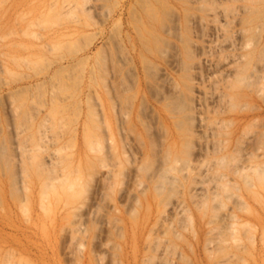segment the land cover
Returning a JSON list of instances; mask_svg holds the SVG:
<instances>
[{"label":"rangeland","instance_id":"1","mask_svg":"<svg viewBox=\"0 0 264 264\" xmlns=\"http://www.w3.org/2000/svg\"><path fill=\"white\" fill-rule=\"evenodd\" d=\"M156 1L0 0V264H264V0Z\"/></svg>","mask_w":264,"mask_h":264},{"label":"bare ground","instance_id":"2","mask_svg":"<svg viewBox=\"0 0 264 264\" xmlns=\"http://www.w3.org/2000/svg\"><path fill=\"white\" fill-rule=\"evenodd\" d=\"M140 1H141V0H140ZM142 1H143V0H142ZM145 1H146V0H145ZM147 1H148V0H147ZM154 1H156V0H154ZM157 1H158V0H157ZM157 1H156V3H157ZM245 1H248V0H245ZM254 1H255V3H256L257 0H254ZM254 1L252 0V2H254ZM248 2H250V0H249ZM257 2H258V1H257ZM142 3H143V5H145L144 2H142ZM145 3H146V2H145ZM147 3H148V2H147ZM206 3H207V1H206ZM158 4H160V2H159ZM161 4H162V3H161ZM137 5H138V4H137ZM164 5H165V4H164ZM164 5H163V6H164ZM139 6H140V4H139ZM147 6H149V5L147 4ZM147 6H146V7H147ZM159 6H160V5H159ZM241 6H242V5H241ZM217 7H218V6H217ZM223 7H224V6H223ZM223 7H221V8H222L221 11H222V10H223V11L225 10V9H223ZM226 7H227V6H226ZM226 7H225V8H226ZM232 7H233V6H231V8H232ZM245 7H246V8H249L250 6H249V7H248V6H245ZM245 7H244V8H245ZM140 8H143V9H144V7H140ZM147 8H148V7H147ZM151 8H152V7H151ZM151 8L149 9L150 11H151ZM193 8H194V6H193ZM197 8H198V7H197ZM199 8H200V5H199ZM201 8H203V7L201 6ZM206 8H207V7H206ZM206 8H205V10H206ZM208 8H209V7H208ZM208 8H207V9H208ZM246 8H245V9H246ZM143 9H142V10H143ZM169 9H170V8H169ZM213 9H214V8H213ZM213 9H212V10H213ZM216 9H217V8H216ZM219 9H220V8H219ZM232 9H233V8H232ZM241 9L243 10V8H241ZM254 9H255V8H253L252 10H250L251 12H249V14L253 13L252 11H253ZM144 10H145V9H144ZM198 10H199V9H198ZM203 10H204V8H203ZM131 11H132V10H131ZM150 11H149V12H150ZM199 11H200V10H199ZM219 11H220V10H219ZM225 11H226V10H225ZM255 11H256V9H255ZM255 11H254V12H255ZM143 12H144V11H143ZM149 12H147V13H149ZM207 12H208V11H207ZM211 12H212V11L210 10V12H208V13L212 14ZM213 12L215 13V11H213ZM228 12H229V10H228ZM228 12H227V14H228ZM144 13H146V11H145ZM144 13H143V14H144ZM147 13H146V16H147ZM164 13H166V12H164ZM222 13L224 14L225 12H222ZM229 13H232V12H229ZM166 14H167V13H166ZM203 14H204V13H203ZM205 14H207V13H205ZM220 14H221V13H220ZM257 14H260V15H261L260 12H258ZM136 15H137V14H136ZM168 15H169V14H168ZM225 15H226V14H225ZM225 15L223 16L224 18H225ZM260 15H259V16H260ZM137 16H138V15H137ZM149 16H150V15H149ZM164 16L168 17L167 15H164ZM169 16H171V15H169ZM194 16H195V15H194ZM227 16H228V15H227ZM259 16H258V19H259ZM131 17H132V15H131ZM133 17H134V14H133ZM153 17H154V16H153ZM254 17H256V16L254 15V16H253V19L251 18V22H252V20L255 19ZM151 18H152V17H151ZM168 18H169V17H168ZM196 18H197V17H196ZM201 18H202V17H201ZM133 19H134V18H132V20H133ZM154 19H155V17H154ZM154 19H153V20H154ZM193 19H195V18H193ZM256 19H257V17H256ZM256 19H255V20H256ZM135 20H136V19H135ZM169 20H170V19H169ZM169 20H168V21H169ZM249 20H250V19H249ZM255 20H254V21H255ZM161 21H162V20H161ZM202 21H203V20H202ZM153 22H154V21H153ZM159 22H160V21H159ZM196 22H197V21H196ZM226 22H227V21H226ZM137 23H139L138 20H137ZM246 23H247V22H246ZM248 23H249V22H248ZM160 24H161V26H162V25L164 24V22H163V23H160ZM160 24H159V25H160ZM169 24H170V23H169ZM196 24H197V23H196ZM199 24H200V23H198L197 26H199ZM165 25H166V24H165ZM165 25H164V26H165ZM161 26H160V27H161ZM166 26H167V25H166ZM141 27H142V26H141ZM135 28H137V27H135ZM158 28H159V27H158ZM161 28H163V27H161ZM169 28H170V27H169ZM172 28H173V27H172ZM256 28H257V27H256ZM164 29H165V28H164ZM170 29H171V28H170ZM185 29H186V28H185ZM187 29H188V28H187ZM182 30H183V29H182ZM245 30H248V29H245ZM143 31H144V29H143ZM171 31H172V30H171ZM183 31H184V30H183ZM172 32H173V31H172ZM187 32H188V31H187ZM245 32H246V31H245ZM247 32H249V31H247ZM138 34L140 35V33H138ZM167 34H169V33H167ZM252 34H253V33H252ZM114 35H115V33H114ZM147 35H148V34H147ZM169 35H170V34H169ZM178 35H179V34H178ZM254 35H255V33H254ZM254 35H253V37L255 38ZM112 37H113V36H111V38H112ZM150 37H151V36H150ZM248 37H249V36H248ZM251 37H252V35H251ZM113 38H114V37H113ZM113 38H112V40H113ZM144 38H145V37H144ZM154 38H155V37H154ZM157 38H158V36H157ZM251 39H252V38H251ZM112 40H111V41H112ZM115 40H116V38H115ZM153 40H155V39H153ZM163 40H164V39H163ZM186 40H187V44H188V43H189V42H188V38H186ZM143 41H144V40H143ZM164 41H165V40H164ZM114 42H115V41H114ZM156 42H157V41H156ZM166 42H167V40H166ZM153 43H154V42H153ZM115 44H116V43H115ZM164 44H165V43H164ZM247 44H248V43H247ZM118 45H119V44H118ZM140 45H141V44H140ZM143 46H144V45H143ZM143 46H142V47H143ZM108 47H109V46H108ZM112 47H113V46H112ZM168 47H169V44H168ZM182 47H183V45H182ZM117 48H118V47H117ZM147 48H148V47H147ZM153 48H154V47H153ZM107 49H109V48H107ZM114 49H115V48H114ZM143 49H144V48H143ZM157 49H158V48H157ZM160 49H161V48L158 49L159 52H161ZM162 49L164 50V48H162ZM183 49H185V48L183 47ZM183 49H182V50H183ZM163 50H162V51H163ZM185 50L188 51V49H185ZM145 51H146V49H145ZM183 51H184V50H183ZM187 51H186V53H187ZM108 52H110V51L108 50ZM115 52H117V50H116ZM148 52H149V49H148ZM184 52H185V51H184ZM189 52H191V51H189ZM149 53H150V52H149ZM186 53H185V57H187V56H186ZM117 54H119V53H117ZM120 54H121V53H120ZM120 54H119V55H120ZM122 54H123V53H122ZM161 54H162V53H161ZM164 54H165V53H164ZM187 54H188V53H187ZM248 54H249V53H248ZM248 54H247V55H248ZM109 55H111V54H109ZM245 55H246V54H245ZM114 56H115V54H114ZM162 56H163V54H162ZM103 57H104V56H103ZM110 57H111V56H110ZM245 57H246V56H245ZM122 58H123V57H122ZM243 58H244V55H243L242 59H243ZM98 59H99V58H98ZM110 59H112V58H110ZM143 59H144V58H143ZM143 59H142V61H143ZM185 59H186V58H185ZM103 60H105V58H104ZM248 60H249V59H248ZM100 61H102V60L100 59ZM115 61H116V59H115ZM144 61H145V59H144ZM144 61H143V62H144ZM148 62H149V61H148ZM148 62H147V63H148ZM100 63L102 64V62H100ZM114 63H115V62H114ZM120 63H121V62H120ZM120 63H119V64H120ZM124 63H125V61H124ZM124 63H123V64H124ZM145 63H146V62H145ZM184 64H185V63H184ZM102 65H103V64H102ZM104 65H106L105 62H104ZM114 66H115V65H114ZM116 66H118V63L116 64ZM180 66H181V65H180ZM180 66H179V67H180ZM185 66H186V70H187V65L185 64ZM244 66H245V65H243V67H244ZM105 67H106V66H105ZM145 67L147 68V65H146V64H145ZM154 67H155V66H154ZM101 68H102V67H101ZM113 68H114V67H113ZM113 68H112V69H113ZM115 68H116V67H115ZM149 68H151V67H149ZM183 68H185V67H182V69H183ZM126 69H127V68H126ZM128 69H129V68H128ZM128 69H127V70H128ZM241 69H242V67L240 68V70H241ZM245 69H246V68H245ZM99 70H100V69H99ZM102 70H103V69H102ZM102 70H101V71H102ZM109 70H110V68H109ZM113 70H114V69H113ZM117 70H119V69L117 68ZM146 70H147V69H146ZM151 70H153V69H151ZM243 70H244V68H243L241 71H243ZM125 71H126V70H125ZM144 71H145V69H144ZM183 71H184V70H183ZM238 71H239V70H238ZM241 71H240V72H241ZM106 72H107V70H106ZM127 72H128V71H127ZM131 72H133V71H131ZM250 72H251V71H250ZM110 73H111V72H110ZM148 73H149V71H148ZM242 73H243V72H242ZM105 74H106V73H105ZM125 74H126V72H125ZM152 74H153V73H152ZM102 75H103V72H102ZM234 75H235V74H234ZM236 75H237V74H236ZM245 75L247 76V74H245ZM132 76H133V73H132ZM132 76H131V77H132ZM148 76H149V75H148ZM151 76H152V75H151ZM243 76H244V75H243ZM243 76H242V79L245 77V76H244V77H243ZM249 76H250V75H249ZM123 77H124V76H123ZM125 77H126V75H125ZM129 77H130V76H129ZM131 77H130V78H131ZM132 78H133V77H132ZM132 78H131V79H132ZM185 78H186V76H185ZM249 78H250V77H249ZM121 79H122V78H121ZM186 79H187V78H186ZM242 79H240L241 82H242ZM124 80H125V78H124ZM237 80H238V79H237ZM245 80H246V79H245ZM247 80H248V79H247ZM247 80H246V82H248ZM243 81H244V79H243ZM250 81H251V80H250ZM250 81H249L248 83H250ZM121 82H123V81H121ZM125 83H126V82H125ZM125 83H123V84H125ZM153 83H154V82H153ZM155 83H156V82H155ZM242 83H243V82H242ZM121 84H122V83H121ZM158 84H159V83H158ZM184 84H185V83H184ZM239 84H240V82H239ZM244 84H245V83H244ZM160 85H161V84H160ZM186 85H187V84H186ZM126 86H127V84H126ZM126 86H125V87H126ZM173 86H174V84H173ZM188 86H189V85H187V88H188ZM245 86H246V84H245ZM125 87H124L123 90H125ZM158 87H159V86H158ZM161 87H162V85H161ZM161 87H159V88L161 89ZM183 87L185 88L186 86H183ZM110 88H111V87H110ZM121 88H122V86H121ZM149 88H150V86H149ZM176 88L178 89V87H175L174 89H176ZM187 88H185V89H187ZM189 88H190V87H189ZM194 88H195V87H194ZM111 89H112V88H111ZM118 89H119V88H118ZM126 89H127V88H126ZM150 89H151V88H150ZM150 89H149V90H150ZM154 89H155V87H154ZM177 89H176L175 93L177 92ZM195 89H196V88H195ZM115 90H117V88H116ZM123 90H122V91H123ZM155 90H156V89H155ZM157 90H158V89H157ZM187 90H188V89H187ZM150 91H151V90H150ZM162 91H163V90H162ZM116 92H118V91H116ZM154 92H156V91H154ZM172 92H173V91H172ZM118 93H119V92H118ZM150 93H151V92H150ZM179 93H180V90H179ZM179 93H178V95H179ZM120 94H121V93H120ZM120 94H119V95H120ZM153 94H154V93H153ZM155 94H156V93H155ZM155 94H154V96H155ZM166 94H167V93H166ZM109 95H110V94H109ZM119 95H118V97H120ZM158 95H159V94H158ZM158 95H157V96H158ZM160 95H161V94H160ZM167 95H168V94H167ZM176 95H177V93H176ZM176 95H174L175 97L173 96V98H171V99L173 100V101H171V104L169 103L170 101H169L168 103L171 105V108H172L171 110H172V112L174 111L175 113L177 112V113L179 114L181 111H183V107L185 108V104L187 105L186 107H188V104L185 103V102H184V104H183V102H182L183 99H182V98H181L182 100L175 99L176 97H178V98L180 97V96H176ZM180 95H181V97H182V94H180ZM151 96H152V95H151ZM163 96H164V95H163ZM113 97H114V96H113ZM155 97H156V96H155ZM168 97H169V96H168ZM221 97H222V95H221ZM108 98H109V97H108ZM125 98H126V97H125ZM161 98H165V97H162V95H161ZM187 98H188V97H187ZM190 98H191V96H190ZM197 98H198V97H197ZM199 98H200V97H199ZM123 99H124V98H123ZM126 99H127V98H126ZM166 99H167V98H166ZM169 99H170V98H169ZM111 100H112V99H111ZM187 100H188V99H187ZM194 100H195V99H194ZM191 101H192V100H191ZM191 101H190V102H191ZM198 102H199V101H198ZM111 103H112V102H111ZM165 103H166V102H165ZM193 103H194V101H193ZM193 103H192V104H193ZM196 103H197V102H196ZM169 104H168V105H169ZM189 104H190V103H189ZM163 105H164V104H163ZM163 105H162V106H163ZM168 105H167V106H168ZM111 107H112V106H111ZM189 107H190V106H189ZM189 107H188V108H189ZM191 107H192V106H191ZM191 107H190V108H191ZM190 108H189V109H190ZM169 109H170V106H169ZM189 109H188V110L185 109V110L189 111ZM170 113H171V112H170ZM175 113H174V114H175ZM186 113H187V114H186ZM171 114H172V113H171ZM185 114L188 115V112H185ZM189 115H191V111H190ZM92 116H93V114H92ZM182 116H185V115L183 114V115H181L180 117H182ZM185 117H186V116H185ZM188 117H189V116H188ZM175 118H176V116H175ZM93 119H94V118H93ZM184 119H185V118H184ZM189 119H191V118H189ZM189 119H188V120H189ZM121 120H122V118H121ZM186 120H187V118H186ZM118 121H120V120H118ZM123 121H124V120H123ZM176 121H177V120H176ZM178 121L180 122V120H178ZM142 122H143V120H142ZM189 122H191V120H189ZM143 123H144V122H143ZM172 123H173V122H172ZM181 123H182V122H181ZM94 124H95V123H94ZM120 124H122V123L120 122ZM143 126H144V124H143ZM145 126H146V124H145ZM182 126H183V125H182ZM182 126H180V128H181ZM189 126H190V125H189ZM94 127H95V126H94ZM146 127H148V126H146ZM95 128H97V127H95ZM182 128L184 129L185 127H182ZM145 129H146V128H145ZM148 129H149V128H148ZM183 129H182V130H183ZM206 129H207V128H206ZM211 129H212V128H211ZM186 130H187V128H186ZM208 130H209V129H208ZM200 132H201V131H200ZM202 132H203V131H202ZM184 133H185V132H184ZM208 133H209V132H208ZM215 134H217V133L215 132ZM202 135H204V134H202ZM184 136H185V135H184ZM184 136H182V137H184ZM207 136H208V135H207ZM186 137H187V136H185V138H186ZM188 137H190V136H188ZM188 137H187V138H188ZM202 137H203V136H202ZM156 138H157V137H156ZM190 138H191V137H190ZM90 139H91V138H89V142H91ZM97 140H98V139H97ZM151 140H152V139H151ZM154 140H156V139H154ZM154 140H152V142H153ZM184 140H188V139H184ZM189 140H190V139H189ZM98 141H99V140H98ZM179 142H180V141H179ZM184 142H186V141H184ZM189 142H190V141H189ZM0 143H1V142H0ZM95 143H96V142H95ZM187 143H188V141H187ZM88 144H89V143H88ZM91 144H92V142H91ZM160 144L162 145V143H160ZM171 144H173V143H171ZM177 144H178V143H177ZM182 144H183V141H182V143H181V146H183V147L185 146V147H184L182 150H185L186 147H190L188 144H186V145H185V143H184V145H182ZM189 144H190V143H189ZM1 145H2V144H1ZM154 145H156V144H154ZM157 145H158V144H157ZM161 145H159V146L161 147ZM166 145H167V144H166ZM178 145H180V144H178ZM178 145H177V147H178ZM190 145H191V144H190ZM152 146H153V145H152ZM171 146H172V145H171ZM4 147H5V146H4ZM4 147H2V148H4ZM90 147H91V146H90ZM157 147H158V146H157ZM168 147H169V146L167 145L166 148H168ZM172 147H173V146H172ZM91 148H92V147H91ZM153 148H154V146H153ZM94 149H95V148H94ZM149 149H150V148H149ZM169 149H170V148H168L167 150H169ZM3 150H4V149H3ZM167 150H166V151H167ZM174 150H175V149H174ZM187 150H189V148H187ZM187 150H186V151H187ZM166 151H165V147H164V151H163V153L165 152V154H164L162 157L160 156V158H161L160 163L158 162L160 165L157 167V163H156V166H154V167H156V169H155V168L153 169V172H151V176H147L148 173H146V169L149 168V169H151V171H152V168H153V167L150 168V165H147V163H148L147 160H146L147 163L145 162V164L143 165V166H144L143 168L145 169L146 176H147V177H150L151 180H152V181H151V182H152L151 185L153 186V190H154V192H155L156 195H164V196H165L168 192L174 190V189H173V188H174L173 186L175 185V182H176V178H177V177L173 176V174H176L177 172H179V170H180L181 172H182V170H183V171H185V173H186V170H184V169L181 170L180 168L184 165V163H185V159H187V158H184V159L181 158V161H180V160L177 158V157H178L177 154H176V156H175V154H174L173 152L170 153L169 151H168V152H166ZM178 151H179V150H178ZM180 151H181V150H180ZM216 151H217V150H216ZM150 152H151V151H149V153H150ZM154 152H155V151H153V153H154ZM158 152H159V151H158ZM187 152L189 153V151H187ZM0 153H1V152H0ZM6 153H7V152H6ZM155 153H157V151H156ZM181 153H183V154L185 153V155H182V156H184V157H185L186 155H187V157H188V155H190V154L186 153L185 151H183V152L181 151ZM213 153H214V150H213ZM7 154H8V153H7ZM151 154H152V152L150 153V155H151ZM179 154H180V153H179ZM214 154H215V153H214ZM223 156H224V155H223ZM217 157H218V156H217ZM220 157H221V158H217L219 163H221L222 160L225 159V157H224V158H223L222 156H220ZM229 157H230V154H229ZM0 158L2 159V156H0ZM6 158H7V157H6ZM157 158H159V156H158V157L156 156V158H154V159H157ZM201 158H202V157H201ZM3 159H5V157H3ZM147 159H148V161H149V158H147ZM182 159H183V160H182ZM197 159H198V158H197ZM199 159H200V158H199ZM215 159H216V158H215ZM144 160H145V159H144ZM158 160H159V159H158ZM187 160H188V159H187ZM206 160H207V159H206ZM211 160H212V159H211ZM211 160H209V161H211ZM153 161H155V160H153ZM156 161H157V160H156ZM204 161H205V160H204ZM228 161H229V159H228ZM149 162H150L149 164H151L152 160L149 161ZM216 162H217V161H216ZM218 162H217V163H218ZM229 162H230V161H229ZM5 163H6V162H5ZM7 163H8V161H7ZM203 163H204V162H203V160H202V161H201V165H202V166H203ZM217 163H215V164H217ZM142 164H143V163H142ZM153 164H155V163H152V166H153ZM185 164H186V163H185ZM188 164H189V161H188V163H187V166H189ZM194 164H195V163H194ZM196 164H197V165H200V161H199V164H198V162L196 161ZM196 164H195V168H196ZM206 164H208V163H206ZM215 164H214V165H215ZM139 165H140V164H139ZM209 165H210V163L208 164V166H209ZM227 165H228V164H227ZM260 165H261V164H260ZM6 166H7V165H6ZM184 166H185V168L187 169V166H186V165H184ZM184 166H183V167H184ZM263 166H264V165H263ZM1 167H2V166H1ZM190 167H191V166H190ZM11 168H12V167H11ZM200 168H201V166H200ZM200 168H199V169H200ZM256 168H257V167H256ZM256 168L253 169V171H254V170H255V171H254L252 174L254 175V178H255V179H257V177L261 178L262 176H260L259 174H260V170H261L262 168H260V169H259V167H258L257 169H256ZM263 168H264V167H263ZM138 169H139V167H138ZM141 169H142V168H141ZM144 169H143V170H144ZM189 169H190V168H189ZM202 169H203V168H202ZM204 169H205V168H204ZM209 169H210V168H209ZM235 169H236V168H235ZM5 170H6V168H5ZM143 170H141V171H143ZM200 170H201V169H200ZM250 170H251V169H250ZM205 171H206V170H205ZM216 171H217V170H216ZM240 171H241V170H240ZM240 171H239V173H242V172H240ZM261 171H262V170H261ZM1 172H2V169H1L0 173H1ZM143 172H144V171H143ZM263 172H264V170H263ZM263 172H262V173H263ZM139 173H142V172H139ZM185 173L182 172V175H184ZM188 173H191V172H188ZM234 173H236V172H234ZM262 173H261V174H262ZM9 174H11V173L9 172ZM179 174H180V172H179ZM222 174H223V173H222ZM70 175H71V174H70ZM180 175H181V174H180ZM238 175H239V174H238ZM10 176H11V175H10ZM12 176H13V175H12ZM146 176H144V178H145ZM185 176H186V175L182 176L181 178H183V177H185ZM214 176H215V175H214ZM220 176H221V175H220ZM220 176H219V177H220ZM246 176H247V177H250V176H248V175H246ZM255 176H256V177H255ZM263 176H264V175H263ZM243 177H244V174H243ZM243 177H242V178H243ZM75 178H77V177H75ZM207 178H209V177H207ZM212 178H213V176H212ZM16 179H17V178H16ZM148 179H149V178H148ZM177 179H178V178H177ZM210 179H211V178H210ZM210 179H209V180H210ZM213 179H214V178H213ZM216 179H218V178L216 177ZM222 179H223V177H222ZM244 179H246V177H244ZM244 179H242L243 182H244ZM145 180H146V179H145ZM248 180L251 181V179H249V178H248ZM259 180H260V179H259ZM65 181L68 182V179L65 180ZM65 181H63V182H65ZM69 181H70V180H69ZM75 181H76V180H75ZM211 181H212V180H211ZM226 181H227V180H226ZM12 182H13V181H12ZM70 182H71V181H70ZM200 182H201V181H200ZM258 182H259V181H258ZM10 183H11V182H10ZM61 183H62V182H61ZM61 183H60V184H61ZM73 183H74V182H73ZM149 183H150V182H149ZM177 183L179 184L180 182L177 180ZM211 183H212V182H211ZM216 184H217V183H216ZM222 184H223V183H222ZM222 184H221V185H222ZM245 184H246V183H245ZM12 185H13V184H12ZM75 185H76V184H75ZM197 185H198V184H197ZM211 185H212V184H211ZM214 185H215V184H214ZM219 185H220V184H219ZM51 186L53 187L54 185H51ZM67 186H69V184H68ZM72 186H73V184L71 183V186H70L69 188H72ZM80 186H81V184H80ZM84 186H86V185H84ZM143 186H144V183H143ZM198 186L201 187L200 185H198ZM212 186H213V185H212ZM216 186H218V184H217ZM249 186H250V185H249ZM11 187H12V186H11ZM14 187H15V186H14ZM193 187H194V186H193ZM213 187H214V186H213ZM15 188H16V187H15ZM15 188H14V189H15ZM53 188H54V187H53ZM53 188H52V189H53ZM69 188H68V189H69ZM73 188H74V186H73ZM73 188H72V189H73ZM216 188H217V187H216ZM233 188H234V187H233ZM9 189H10V188H9ZM74 189H75V188H74ZM172 189H173V190H172ZM203 189H204V188H203ZM214 189H215V188H214ZM236 189H237V188H236ZM19 190H20V189H19ZM81 190H82V189H81ZM204 190H205V189H204ZM82 191H83V190H82ZM73 192H74V191H73ZM75 192H76V191H75ZM18 193H19V191H18ZM77 193H80V191L77 192ZM223 193H224V192H223ZM223 193H222V194H223ZM75 194H76V193H75ZM82 194H83V193H82ZM82 194H81V195H82ZM214 194L216 195V193H214ZM170 195H171V193H170ZM172 195H173V194H172ZM172 195H171V196H172ZM224 195H225V193H224ZM71 196H72V195H71ZM73 196H75V195L73 194ZM78 196H79V195H78ZM219 196H220V195H219ZM226 196H228V195L226 194ZM204 197H205V196H204ZM223 197H224V196H223ZM161 198H164V197L161 196ZM161 198H160V200H161ZM168 198H169V195H168ZM215 198H216V197H215ZM215 198H214V200H216ZM224 198H225V197H224ZM203 199H204V198H203ZM218 199H219V198H218ZM165 200H166V199H165ZM179 201H180V200H179ZM217 201H218V200H217ZM175 203H176V202H175ZM177 203H178V204H176V205L173 207V211H175V212H178V211L183 212V211L180 209V208H181V206H180L181 204L179 205V202H177ZM180 203H181V202H180ZM202 203H203V202H200V204H202ZM211 203H212V202H211ZM198 204H199V202H198ZM200 204H199V205H200ZM205 204H206V203H205ZM205 204H204V205H205ZM212 204H213V203H212ZM214 205H217V204H214ZM200 206H201V205H200ZM210 206L213 207L212 205H210ZM218 206H219V205H218ZM220 206H221V205H220ZM203 207H204V206H203ZM214 207H215V206H214ZM170 208H171V207H170ZM170 208H169V209H170ZM182 208H183V207H182ZM213 209H214V208H213ZM170 210H171V209H170ZM204 210H205V207H204ZM211 211H213V210H211ZM178 213H179V212H178ZM179 214L182 215L183 213H179ZM179 214H178V215H179ZM178 215H176V216H178ZM182 216H183V215H182ZM114 263H115V262H114ZM114 263H113V264H114Z\"/></svg>","mask_w":264,"mask_h":264}]
</instances>
